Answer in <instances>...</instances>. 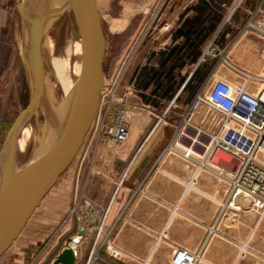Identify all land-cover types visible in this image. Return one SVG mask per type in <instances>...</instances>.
I'll list each match as a JSON object with an SVG mask.
<instances>
[{"label":"rangeland","instance_id":"1","mask_svg":"<svg viewBox=\"0 0 264 264\" xmlns=\"http://www.w3.org/2000/svg\"><path fill=\"white\" fill-rule=\"evenodd\" d=\"M184 1L96 0L106 36L104 84H106V88L108 87L106 92L109 91V88H113L116 92V102L108 115L103 110L104 125L110 117L114 116L113 114L124 111L127 114L126 120L131 124L132 132L133 130L141 131L144 128L143 117L146 119L152 118L154 121L150 123L148 128L143 130L142 138L148 140L151 136L158 119L153 115H148V111L155 112L159 116L163 115L164 111L161 112L160 108L153 105H150L151 107L147 111L136 109L137 106H141L143 102L145 103L136 92L135 77L138 71L136 68L138 58L144 52L148 53L152 48V45L146 44L151 43L154 33L162 26L165 15L172 9L178 8ZM18 2L19 0H0V154L8 133L20 113L29 104L31 98L30 77L25 65L24 55L20 52L22 35ZM235 2L236 0H232L234 5L232 8L224 9L227 19L232 15L231 22L235 17H238V19L239 17H249L250 12L254 11V0H238L237 3ZM245 22H242V25ZM76 30L77 26L71 24L67 16H63L53 24L50 33L56 41L55 51L57 54L62 48H65L66 53V43L75 38L73 33ZM217 46L222 53V57L225 58L227 52H230L232 60L241 65L239 61L240 49L234 48L232 45L229 48H227L229 45ZM82 47L85 57L83 40ZM259 53L260 47H250L244 55L246 63L244 67L250 70L252 62L256 56H259ZM209 61L212 70H214L218 61L221 62L220 60ZM195 66L191 65L187 67V70H184L186 78L190 76L192 68ZM45 69L48 71V65L45 66ZM212 72L211 74H213ZM223 73H227L225 68ZM223 77L220 79H224ZM210 78L200 86L198 92L192 98H189V91H185L180 99V104L192 101L200 92L207 93L213 82L218 79L212 78L210 80ZM130 84L134 86V88L131 87L132 90L129 87ZM106 104L107 101H105L104 109ZM122 105H128V111ZM153 108H156L157 111ZM202 114L207 116L209 120L213 119L207 111ZM213 120H215V117ZM165 125L164 122L158 127L150 143L154 144L161 139L164 131L165 136L170 137L169 135H172L171 130L166 128ZM108 138L112 139L109 134L103 131L97 132L95 127L91 128L74 162L60 177L55 187L47 194L40 207L28 221L19 241L17 240L11 250L12 252L21 245L20 248L26 250L31 258L26 264H52L51 260L66 245L69 236L74 238L75 246L76 242L84 235L87 236L86 233L90 234L93 238L88 241L86 248L89 254L93 250L99 225L92 226L90 231L87 227H80L78 225L79 221L72 214V210L75 202L78 205H84L85 199L93 202L95 197L98 201L107 203L112 196L106 194L103 188L110 185V175L107 173L109 163L106 164L101 158L95 162L98 154L97 150L100 147V139L107 141ZM33 151L34 146L30 148L25 160H30L33 157ZM221 159L231 168H235L237 165V162L230 157L222 155ZM261 160L264 162V154L262 153ZM96 164H98L97 166H104L107 169L106 172L98 173L95 168ZM185 164L187 165V163ZM188 168L192 171L191 167L188 166ZM215 179L216 182L211 184L199 183V185H195L194 189L188 194L186 192L177 194L178 203L173 209L177 225L176 230L171 233L173 239L176 240L178 245L190 248L195 252L192 254L198 257L196 264H264V258L256 257L252 253V249H260L255 247L256 237L251 240L249 237V224L254 221L258 222L264 216V212L257 213L251 209L250 199L241 195L234 197L231 193L232 186L228 180ZM217 183L220 185L219 188L216 187ZM116 187L114 184L113 192ZM120 193L118 194V200L121 196ZM82 217L88 218L86 214ZM234 220L237 221V237L235 238L232 233ZM76 223V230L79 231L73 233ZM199 225L208 228L207 236L202 240L198 239L200 236L196 232L197 229H200ZM108 236L113 247L118 250L114 246L110 229L105 226L94 258L104 255L103 251L107 250L104 243ZM168 238L169 235L166 229L160 241ZM257 238L264 240V237L259 234ZM160 241H158V244ZM157 245H153L157 255L155 254L152 259L150 258V264H172L174 251L177 249L185 250L182 247L168 250L169 248H161ZM8 253L0 260V264H7ZM47 255H49V260L45 261ZM206 255L208 257H205ZM148 261L149 258L146 264H148Z\"/></svg>","mask_w":264,"mask_h":264},{"label":"crops","instance_id":"2","mask_svg":"<svg viewBox=\"0 0 264 264\" xmlns=\"http://www.w3.org/2000/svg\"><path fill=\"white\" fill-rule=\"evenodd\" d=\"M200 1L201 0H185L178 8L172 9L165 15L163 24L154 33L151 43L146 44L152 45V48L148 53L144 52L138 58L136 67L138 69L137 74L146 67L158 68L162 54L174 45H204L202 48L203 53L210 45H229L227 48L232 45V47L238 48L241 51L239 57L241 65H238L232 60L230 52H227L225 58L238 69L250 72L254 75L260 74L262 67L260 53L252 62L250 70L244 67V65L246 66L244 55L250 47H260L261 50L264 45V37L260 32L247 26L250 21H252L253 25H256L258 21L264 19V14L257 13L259 7H262L264 11V0H254V11L250 12L249 17H239V19L235 17L233 22L230 21L232 15L227 19L225 12L223 13L221 22H215L212 20V16L215 13L213 10L212 15L209 16L201 26H194L193 21L186 23L187 19L192 20L197 15L195 11L188 12V7L192 5L195 6ZM233 6L232 2L229 6H227V4H222L224 9H230ZM242 22H245V24L242 25ZM180 29L182 31L178 32ZM196 68L197 65L192 68V73ZM224 68L227 73H223ZM212 73H214L215 77L218 79L225 76L223 77L224 80L230 83L242 84L245 82L241 76L236 74L222 62L219 63V61ZM182 75L185 76L184 71ZM189 77L190 76L186 78V82L180 88L176 89L172 100H163L160 102L161 107H157L161 109V112H165L169 109L165 119V126L171 130L172 135H169L170 137L165 136L164 131L161 139L154 144L150 143L153 135H155L158 130L157 128L152 132L148 140H144V138H142L144 133L143 130L148 128L150 123L154 120L152 118L146 119L143 117L144 128H142L141 131L133 130L132 132L131 127V136L125 143L117 144L110 138H108L107 141L100 139V147L97 150L98 154L95 162L101 158L106 164L109 163V168L107 170L104 166H97L98 164H96L95 168L98 173L106 172V170L108 171L107 173L110 175V185H106L103 188L106 194H111L112 196L107 203H105V201H98L94 197L93 202L97 211L96 220L90 221V219L88 220L82 217L78 225H80V227H87L89 231L92 230V226L99 225L102 222L106 210L110 207L105 226L110 229L114 246L122 253V258L114 259L110 256L109 252L105 250L102 256L99 255V257L94 258V255L90 264H146L148 258V264H150V258L152 259L156 254L153 245L156 246L158 244V241H160L166 229L169 238L167 240L162 239L157 246L169 248L168 250L182 247L191 253H195L190 248L178 245L171 234L172 231L176 230L175 228L177 225L176 215L173 213V209L178 203L177 194L182 192L188 194L194 189L195 185H199V183H214L216 182L215 178L218 179V177L214 173H202L195 182H193L194 172L193 169L191 171L188 168V166L191 167L188 162L180 156L166 152L168 145L175 137L177 129L182 124L183 117L191 102L180 104V99L185 92L184 88L190 80ZM129 87L134 88L132 84H130ZM249 90L255 93L257 86L251 85L249 86ZM136 92L139 94L140 89L136 88ZM145 93L149 95L150 91H146ZM122 107L128 111V105H122ZM150 107V104L143 102L141 106L134 108L147 111ZM153 109L157 111L156 108ZM139 114L142 115L141 113ZM113 115L114 116L110 117L108 119L109 121L106 122L103 132L107 133V128L113 124L116 114ZM148 115H153L157 119L159 117V115L151 111H148ZM116 163L117 165H115ZM185 163H187V165ZM93 172H95V170H93ZM125 183L127 184L124 185ZM114 184L117 187L113 192L112 189ZM216 187L219 188L220 185L217 183ZM119 193L121 196L118 200ZM233 223L232 233L235 238L237 237V221L234 220ZM192 225L190 226L192 227ZM198 227L200 229H197L196 232L200 238H198V236L197 238L202 240L207 236L208 228L202 225ZM258 234L264 237V216L258 222L254 221L249 224L250 240L256 237L255 247L260 248L252 249V253L256 257L264 258V240L258 239ZM86 235L87 236L84 235V237L81 234V237H83L81 238L79 236L81 239L75 246L73 243L71 244V247L76 251L74 264H88L89 262L91 253L89 254L86 247L88 241L93 237L88 233H86ZM258 244L259 246H257ZM13 247L14 245L8 252H11ZM20 247L21 245L16 247L11 253H8L9 255L6 258L7 264L28 263L31 259L30 255H28L26 250ZM64 247L55 254V257L51 260L52 264L64 250ZM205 257L208 256L206 255ZM47 260H49V255L45 258V261Z\"/></svg>","mask_w":264,"mask_h":264},{"label":"water","instance_id":"3","mask_svg":"<svg viewBox=\"0 0 264 264\" xmlns=\"http://www.w3.org/2000/svg\"><path fill=\"white\" fill-rule=\"evenodd\" d=\"M36 0H24L21 9V35L24 61L32 81L31 98L7 135L0 154V260L19 239L28 221L47 194L78 156L99 110L104 86L106 36L96 0H70L66 12L75 15L85 48V68L76 82L67 118L61 122L53 114L44 91L45 67L42 40L50 15ZM40 106L47 114L51 143L23 176L17 172L14 142L21 128ZM77 223L73 233L76 231ZM66 248L53 264H74L75 254Z\"/></svg>","mask_w":264,"mask_h":264},{"label":"built area","instance_id":"4","mask_svg":"<svg viewBox=\"0 0 264 264\" xmlns=\"http://www.w3.org/2000/svg\"><path fill=\"white\" fill-rule=\"evenodd\" d=\"M257 13L264 14L262 7L258 8ZM247 26L258 30L264 37V19L258 21L256 25L250 21ZM260 57L261 72L254 75L235 67L222 57L217 45H210L204 51L200 62L220 60L245 82L239 84L216 79L207 93H198L190 102L182 124L166 149L167 153L180 156L188 162L194 171V181L202 173H214L218 178L228 180L232 186L233 196L241 195L250 199L251 209L257 213L264 212V162L261 160V151L264 150V45L260 50ZM192 75L193 73L189 79ZM210 77V80L216 78L214 73ZM251 85L257 86L255 93L249 90ZM107 89L104 84L99 110L92 125L97 132L105 129L103 110L108 115L116 102L114 89L109 88L106 92ZM105 101L107 104L104 109ZM168 111L169 109L158 117L153 132L166 121ZM204 111L210 113L213 119L215 117V120H209L204 116L202 114ZM126 117L124 111L118 112L113 124L107 128V133L117 144L125 143L131 136V126ZM222 155L234 159L237 162L236 167L231 168L225 164L221 159ZM109 212L110 207L99 224L97 239L88 264L95 255ZM72 214L78 221L84 214L88 217L86 219L95 221L97 211L94 203L85 199L84 205L73 203ZM74 242L72 238L69 246L71 247ZM104 245L112 258H122V253L113 247L109 236ZM72 250L76 256L75 249ZM197 261L196 255L177 249L174 251L172 264H196Z\"/></svg>","mask_w":264,"mask_h":264},{"label":"bare ground","instance_id":"5","mask_svg":"<svg viewBox=\"0 0 264 264\" xmlns=\"http://www.w3.org/2000/svg\"><path fill=\"white\" fill-rule=\"evenodd\" d=\"M23 1L19 0L18 2L20 17ZM69 3L70 0H36L35 2L36 7L41 5L45 10V14L51 17L46 25L42 40L44 67L48 65V71L45 69L44 91L53 114L61 122H64L67 118L74 87L85 68V57L82 47L83 39L78 27L73 33L75 38L70 39L66 43V53L65 48H62L58 54L56 53V41L50 33L53 24L58 22L63 16H67L68 21L77 26L74 13L70 12L69 14L66 12ZM20 52L21 54L24 53L22 41L20 43ZM30 85L32 89L31 77ZM53 137V133H48L46 111L43 106H40L31 119L21 128L14 142L17 172L21 176L25 175L33 164L40 159ZM32 146H34L33 157L30 160H25ZM261 153L264 154V150Z\"/></svg>","mask_w":264,"mask_h":264},{"label":"trees","instance_id":"6","mask_svg":"<svg viewBox=\"0 0 264 264\" xmlns=\"http://www.w3.org/2000/svg\"><path fill=\"white\" fill-rule=\"evenodd\" d=\"M231 2L232 0H201L197 5L188 7V12L195 11L197 15L192 20L187 19L186 23L193 21L194 26H201L212 15L213 10L215 13L212 20L220 23L224 13L222 4L229 6ZM181 31L180 29L178 32ZM203 46L174 45L162 54L158 68L146 67L139 74L136 72L135 85L140 89V98L146 104L155 107H159L160 102L163 100H172L176 89L186 82V77L182 75V72L191 65H197L184 88V91H189V98H192L198 92L200 86L208 81L213 71L210 61L200 62L203 55ZM146 91H150L149 95L145 93Z\"/></svg>","mask_w":264,"mask_h":264}]
</instances>
